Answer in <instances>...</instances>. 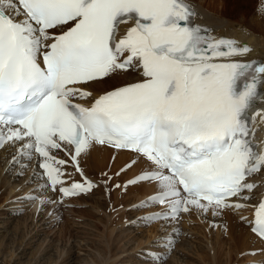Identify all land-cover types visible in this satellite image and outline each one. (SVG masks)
<instances>
[{"label":"rangeland","instance_id":"374dc122","mask_svg":"<svg viewBox=\"0 0 264 264\" xmlns=\"http://www.w3.org/2000/svg\"><path fill=\"white\" fill-rule=\"evenodd\" d=\"M197 1L203 6L202 9L200 6H198L199 3L197 2L198 4L197 8H199V11H201L202 9V11L206 12L207 15L210 14L215 19H219V18L224 19L222 20L221 23L222 25L226 23L227 20H229L230 23L236 26L233 28H237L238 25L235 23L237 22L242 23L243 21L246 22L247 20H249L248 22H246L248 28L256 32L255 34L256 37H260L261 41L263 42L262 45H264V33H262L261 29L255 27L254 25L255 22H253L257 17V15L254 17H252L253 15H250L255 12L256 4L259 0H197ZM260 7L261 6H259V8ZM221 12H225L226 14L231 15L232 17L229 16L230 19L226 18L227 15L225 14L226 15L225 16L221 14ZM237 29L243 32L246 31L248 32V29L242 26L238 27ZM87 160L88 157H85L81 161V163L86 167H88V165L90 167L92 163L89 164V161ZM117 161L114 163L111 159L109 160V163L106 162V164L107 163L108 164L107 166H104L103 168L104 171L106 169L107 170L113 169L114 165L117 168L119 165L116 164ZM90 168H92L90 169V171L94 177L96 176L100 180L103 181L105 180V176L102 174V172H104L103 170H101L102 171L101 172L99 168L97 169L93 165ZM21 172H23V170L17 169V171L13 173L10 182H13L14 178L17 177V173L19 174ZM32 172L33 171H31V173ZM27 173L28 172L26 171V177L29 178ZM20 176L24 177V173H21ZM26 177L23 183H27L28 180H26ZM22 179L17 177L15 181L19 180L21 182ZM104 183H107V185L109 186V191L107 190L106 186H104ZM104 183H103L104 187L102 188V191L100 193L97 192V194H94L89 198L85 199L87 201L85 200L79 201L80 203H83V205H85L84 207L81 208L63 209V208H59L58 206H53L54 204L52 205V203L47 202L43 206V210L39 211L43 203L37 202L39 200L35 199L33 201L31 200L32 203L30 201L26 202V203H30L29 204L30 206L23 213L17 214L14 211L13 215L11 216L10 214L11 208L8 207L9 204L5 202L4 199L5 197L2 200L0 197V205H1L0 206V249H1L0 264L6 263L4 261V260L7 261V257H8L6 251H10V250L14 251L15 253L13 257L11 258L9 257V261H7L6 264H39V263L45 264L46 260H48L50 256L56 260L54 262L55 264H76V263L89 264L91 263V260H94V258H96L98 254H100V252L101 254L103 253L102 256L107 255L106 257L108 259L106 260L107 262L104 263L102 262V264H150L149 262L142 261L136 258L140 253L139 251H137L139 250L140 247H137L138 245L136 246V244H134L135 242L132 241L129 242L130 239L129 237L123 239H117L115 235L120 234L121 231L124 234L134 231V234L136 236L139 235L138 236L139 239L141 238L145 239L147 237H150L149 233L151 232V230H154V227L152 228L150 227L151 229L148 228L146 230L144 229L137 230L132 226L123 225L122 222L124 221L122 219L125 217L124 215H127L129 211V210L126 211L125 207L128 206V204H131V202L127 203L122 198H124V195L128 196V193L121 192L120 188L119 189L113 188L112 187L113 180L108 182V179H106ZM29 184H30V180L28 182V185ZM6 185L9 186L10 184L7 183ZM6 185H5V189L7 188ZM103 189L106 190V193L103 192L104 191ZM104 194H106V196ZM116 195H120L121 199L119 198L117 199ZM109 196L112 199L110 202H109ZM98 197L100 200L98 199ZM20 198L21 197H19V199ZM129 199H133V197L130 195ZM100 201L104 202L102 208L100 207V203H99ZM34 202L37 203H35L34 205ZM114 203H117L118 205ZM14 205H16L15 208L19 206L20 207L23 206L21 200H19V202ZM124 205L126 206L124 207ZM88 211L91 213H89ZM128 217L131 218L132 216L128 215ZM222 217L224 218V215ZM233 221L237 223V225L241 226L243 231H245V234H247L246 233L247 228L244 227L242 223L238 222L236 220V217L233 218ZM17 224L18 226H20L19 229L18 228L16 229ZM230 224L227 221L221 228L222 229L221 238H220L221 242H218L219 245H217V243L215 242V238L217 236L216 231L217 229H220L217 228V226L210 225L211 227L209 226V228H207L210 229L211 236L209 235V233L207 234L208 231H206L205 229L201 231L195 230L197 232L196 234H199V237L189 238L185 240L182 243V245L181 243H178L176 248L179 249H177L173 257H171L169 264H214L213 260L211 259V256L206 254V252L207 253L210 252V248L208 247L209 244L210 246H212V248L215 249V253L217 254L216 255L217 264L220 261H225L226 262L225 264H238V262H242L246 260L247 251H242L241 252L242 254L241 253L238 254L239 252L237 251L238 246H236L235 243L237 237L235 236L234 239L232 235L230 236L231 233L230 230L232 227ZM175 225L177 226V224ZM113 228L115 229L112 230ZM122 228H124V230ZM22 231L24 233H21ZM111 231H114V233L112 234V236L109 237ZM160 232L162 233V231H159L157 235L153 238H150V240L146 239L144 244L151 243L152 241H154L153 239L158 237L161 234ZM206 234L209 236L207 237L204 236ZM22 236H25V238H22ZM102 236L104 237L100 238ZM132 236L134 235L132 234ZM106 237L109 239L107 240ZM209 237H212V239H210ZM101 239L103 241L104 239L107 240L106 242L111 244V248L107 247V245H105V242H102ZM21 240H23L22 244H21ZM26 241L29 242L30 244L26 245L27 243ZM229 242H231L230 243L231 245L229 244ZM228 245H230L231 247ZM101 248L103 250L105 249V252L102 251ZM126 248L128 249L126 250ZM239 249L241 248L239 247ZM204 250L206 252H204ZM250 250H248V252ZM256 254L257 253H253V255ZM135 255L137 256L135 257Z\"/></svg>","mask_w":264,"mask_h":264},{"label":"bare ground","instance_id":"6f19581e","mask_svg":"<svg viewBox=\"0 0 264 264\" xmlns=\"http://www.w3.org/2000/svg\"><path fill=\"white\" fill-rule=\"evenodd\" d=\"M3 1L4 0H0V3H2ZM3 4L9 5V1L7 2V0H5V2ZM197 5L198 4H195L196 9H199V8H197ZM221 14L225 15L226 13L225 12H221ZM226 15H225L226 18H229L230 19V17H232L231 15H228V14H226ZM197 18H198V20H201L204 23H208V24L212 25L215 28V30L213 31V34H216V35H221V34H224L225 35V34H228V35L237 37L238 39L242 40V42H248V43L252 44L254 47H252V51L247 54V57L248 58L254 57V56H260V58H264V45H262L263 42L261 41L260 37H256L254 30L252 32H251V30H248V32L246 30H244L246 32H243V31L239 30L240 28L237 29L238 26H237V28H233V27H236V26L233 25L232 23H230L229 20H227L226 23H224L222 25L221 23H222V20H224V19H221V18L215 19L210 14L207 15V13L204 12V11H202V9H201L200 12L198 11ZM253 22H255V24H254L255 27L261 29L262 30V33H264V11H260L259 12V15L257 14V17L255 18V20ZM242 23L245 24V21H243ZM247 27H248V25H247ZM140 73H141L140 71H136V70H127V71L123 70V71H121V70L113 69L112 72L108 76H106L104 79L91 82L90 84H88V87L92 90L93 95L95 94V96H97L100 93H102L103 91H107L108 89H112V88H114V87H116L118 85L125 84V83L132 82V81H135V80L139 79L141 77ZM16 149H17V147H11L10 145H8V146L4 147L0 151V197H1V200L5 197L4 198L5 199V202H7V204H9L8 207H10L12 209L13 207H16V205H14V204H17L19 202V200H20L19 197H21V195H23V194H25L27 196V198H31V197H34L35 198V197H37V195H42L41 198H37V200H39L37 202H40V203H44V201H51V199H54L53 196H51L49 193H45L43 195V192H40L39 191L40 188H41V183L39 182V176H38L39 170H38V168L36 166H34V164L30 163V165H29V164H25L23 162L22 163H16L17 162V159H16V157L14 155V150H16ZM130 155H131V153H129V152H125V151H114V150H111V149H109L107 147L95 146L90 151L83 153L82 156L78 160H76L74 163H75L76 168H77V166L80 167L79 169H80L81 173L83 175H85V177H87L89 179H94L95 181L100 182V179L98 177H96V176L94 177L93 174H91L90 169H92V168H90V167H92V165H93V166H95V168H97V169L99 168L100 171L101 170L104 171L103 168H104V166H107V164L109 163V160L112 159V161L114 163L117 160H119L116 163V164H119L117 168L114 165L113 169H110V170H107L106 169L104 172L101 171L102 174L107 175L106 178H105V180L107 179V177L109 176V174H114L115 175V178L113 180V183H114L116 180H123V179H125V174L126 173L125 172H120L119 171V168L121 167V165L123 163H125V161L128 160V158L130 157ZM85 157H88V160L87 161H89V164L92 163V165H90V167H89V165H88V167H86L85 165H83L81 163V161ZM106 162H108V163L106 164ZM13 168H16V169H13ZM17 169L23 170V172H25V177H26V171L28 172L27 174H28L29 180H30V184L29 185H28V183H23L25 181V177H21L18 173H17V177H19L21 179L23 178L21 180V182L19 180L18 181H15L17 177L14 178L13 182H10L11 181V178L13 176V173L16 172ZM31 171H33V172L31 173ZM126 172H129V171H126ZM81 173H79V174H81ZM26 180H27V177H26ZM7 183H9L10 185L9 186L6 185ZM5 185L7 187L6 189H5ZM104 186L107 187L108 185L105 183ZM153 187H155V185H150L149 186V185L138 184V185H135V186H132V187L130 186V187L127 188L128 196H125L124 195V198H122V199L124 201H126L127 203H130V202L133 203L137 198L138 199L142 198L143 197V194L145 192H147L150 188H153ZM97 190H98V193H100L102 191V187H100V183L98 185ZM103 192L106 193V190H104ZM96 194H97V192H96ZM104 195L106 196V194H104ZM130 195L133 196V199H129V196ZM90 196H92V195L89 194L87 196H82L81 198H79L80 199L79 201L85 200V199L89 198ZM116 197H117V199L118 198L121 199L120 198V195H116ZM42 198H44V199H42ZM107 198H108V196H107ZM98 199H99V197H98ZM103 200H105V199H103ZM111 200L112 199L109 196V202ZM85 201H87V200H85ZM37 202H34V205ZM126 202H125V204H126ZM99 203H100V207L102 208L103 207L102 205H103L104 202L103 201H100ZM114 204L118 205L117 203H114ZM128 205H130V204H128ZM11 209H10V211H11L10 214L12 216L13 215V213H12L13 210H11ZM89 213H91V212H89ZM194 215L197 216L196 219H198V215H196V214H194ZM200 218H201V221L202 222L205 219L203 223L205 225V228L204 229L206 231H210V229H207V228H209L210 225L217 226V228H220V229H217V231H216L217 236L215 238V242L217 243V245H219L218 242H221V240H220L221 233H222V229L221 228L228 221L229 224L231 223L230 225L232 226L231 227V230H230L232 234L230 233V236L232 235L234 239H235V236L238 238V239L236 238V240H235L236 246H238L237 247L238 248L237 251H239L238 254L241 253L242 251H248V250L252 249V251H254L257 254L256 255H253L252 257L250 256V260H257V259H260L261 257L264 256L261 252H257V251H260V249L262 247L261 246V243L259 241H256L255 240L254 236L249 232L248 228L246 229V233L247 234H245V231H243L242 227L239 226V225H237V223H235L233 221V218H235V217L232 214L227 213V214L224 215V218L223 217L222 218H219V217H217V215L215 213H212V214L208 215V217H205V215H203V218L202 217H200ZM116 221H117V219H116ZM24 223H25V221H24ZM117 223H118V221H117ZM27 225H28V222H27ZM159 225H161V226H159ZM183 225L185 226V228L189 226L186 223H183ZM175 226H176L175 223H172V222L154 224L153 226H151V228L154 227V230H151V232L149 233V236L150 237H147L145 239L144 238L143 239L142 238L139 239V237H138L139 235L136 236L134 234V231L129 232L127 234H124L121 230H120L121 233L119 232L120 234H116L115 237H117V239H123V238L129 237L130 238L129 239V242H131V241L132 242H135L134 244H136V246L138 245L137 247H141L145 243L146 239L147 240L148 239L150 240V238L155 237L159 231H162V232H170V231H172L175 228ZM19 227L20 226H18V224H17L16 229L17 228L19 229ZM31 227H32V225H31ZM115 228H113L112 230H114ZM122 229L124 230V228H122ZM204 229H201V228H199L197 226H189V231H191V232L193 230H199V231H201V230H204ZM21 233H24V232L22 231ZM113 233H114V231H111V233L109 234V237L112 236ZM132 234L134 236H132ZM103 237L104 236H102L100 238H103ZM158 237H156V238H158ZM22 238H25V236H22ZM209 238H211V237H209ZM108 239L109 238H107V240ZM184 239L185 238H182L181 239V242ZM107 240L104 239V241H103L101 239L102 242H105V245H107V247H110L111 248V244L110 243H107L106 242ZM22 243H23V240H21V244ZM230 243L231 242H229V244ZM235 243H233V244H235ZM29 244H30L29 242L26 243V245H29ZM207 244H208V242H207ZM230 245H228V246H230ZM135 247H133V248H135ZM143 247H145V246H143ZM208 247L210 248V252L207 253L205 250H204V252H206L207 255L211 256V259L213 260L214 264H217V260H216V255L217 254L215 253V249L212 248V246H210V244H209ZM239 247L241 249H239ZM127 249L128 248H126V250ZM35 250H36V248H35ZM2 251H3V249H2ZM10 251H6L7 252V255H8L7 261H9V257L10 258L13 257L14 256V253H15L12 250H10ZM37 251H38V249H37ZM102 251L105 252V249L104 250L102 249ZM102 254L100 252V254H98L96 256V258L93 257L94 260H91V263H89V264H102V262L103 263L104 262H107L106 261V260H108L107 257H106L107 255L106 256H102ZM94 256H95V254H94ZM90 259H92V258H90ZM48 260H46V263L45 264H55L54 262L56 260L53 257L50 256L48 258ZM4 261L7 263L6 260H4ZM10 262H8V263H10ZM166 263L169 264L170 262L168 261ZM225 263H226L225 261H220L218 264H225Z\"/></svg>","mask_w":264,"mask_h":264}]
</instances>
